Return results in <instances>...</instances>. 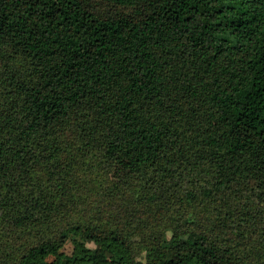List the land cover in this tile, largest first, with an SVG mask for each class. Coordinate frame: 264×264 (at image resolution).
Segmentation results:
<instances>
[{
	"label": "trees",
	"instance_id": "16d2710c",
	"mask_svg": "<svg viewBox=\"0 0 264 264\" xmlns=\"http://www.w3.org/2000/svg\"><path fill=\"white\" fill-rule=\"evenodd\" d=\"M0 264H264V0H0Z\"/></svg>",
	"mask_w": 264,
	"mask_h": 264
},
{
	"label": "rangeland",
	"instance_id": "374dc122",
	"mask_svg": "<svg viewBox=\"0 0 264 264\" xmlns=\"http://www.w3.org/2000/svg\"><path fill=\"white\" fill-rule=\"evenodd\" d=\"M70 249V244H68L66 247H65V250H69Z\"/></svg>",
	"mask_w": 264,
	"mask_h": 264
}]
</instances>
